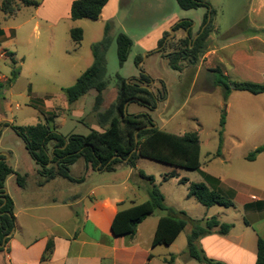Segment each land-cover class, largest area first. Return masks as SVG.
Wrapping results in <instances>:
<instances>
[{"label":"crops","instance_id":"obj_1","mask_svg":"<svg viewBox=\"0 0 264 264\" xmlns=\"http://www.w3.org/2000/svg\"><path fill=\"white\" fill-rule=\"evenodd\" d=\"M74 1L43 0L41 3L38 1L40 3L38 7L21 3L19 10L10 17L18 15L24 7L36 8L35 16L24 19L13 27L0 28V38L16 39L19 31L21 32L28 26H31V32H34L38 30L41 22L48 24V27H54L63 19H71L70 12ZM123 2L124 0H109L99 20L114 23L115 18L119 19L122 5H125ZM145 2L149 4L147 0ZM162 4L163 2L160 3L161 9ZM230 10V21L226 23V26L220 22L214 25L215 30H219L220 33L218 36L208 37L203 49V62L210 73L211 70L219 68L231 81L264 84V0H235ZM164 18L166 21L163 25L156 27L151 34L139 41L144 50L149 52L155 50L165 33H169V28H173L176 23L180 22L177 15L167 14ZM201 24H194L191 29L200 27ZM239 26L243 27L239 28ZM178 33L177 38H180L181 35L185 36L186 31L180 29L176 31V36ZM155 54L165 57L162 52H155ZM1 56L7 57L4 50ZM14 58L19 67L26 60L25 55L19 53H14ZM141 63L142 61L137 66L143 70ZM179 68L178 72L182 73V67ZM106 90L102 93V103L97 107L95 103L94 107L98 109V119L92 122L97 128L91 131L103 132L104 126H108V124L102 126L99 122V115L112 105L105 106L106 99L103 95ZM92 91L96 92L97 97L98 92L95 89L87 94ZM223 100L226 104L227 116L220 159L228 163L231 161L232 153L236 152L242 161L234 166L233 172L226 171L211 175L203 171L219 180L217 188L206 181L203 176L202 182L206 183L211 190L217 189L225 196L232 191L234 206L224 207L223 211L214 213L212 212L214 206L207 208L201 204L206 211L203 213L204 216L198 220L216 217L221 224H232L233 227L226 235L218 233L219 228H216L212 233L198 239L197 245L204 251L207 258L216 262L256 264L258 239L261 237L264 240V152L253 161L247 160V156L264 145V93L255 95L247 91H232L229 97ZM68 104V109L72 108L69 102ZM56 108H52V112L41 110V113H45L46 116L51 114L54 116L51 121H47L46 116L43 115L45 121L40 122L43 124L49 122V126L55 130L57 128L53 124L58 115L54 113ZM65 113L66 111L62 114ZM230 119L235 123L232 131L228 129ZM49 148L52 152L53 143H50ZM2 155L6 157V153ZM11 158L12 156L8 154L6 162L9 166ZM81 159L83 158L78 161ZM142 160L144 159L140 158L137 161L136 169L122 163L117 165L114 171L108 172L93 170L83 159L82 173L79 178L72 174L77 161L70 168L71 176L79 179L77 182L61 177L45 181L39 174L40 166L37 164L39 167L35 171L40 179L35 180L33 187L30 188L25 175V186L20 187L17 184L21 190L17 197L11 195L7 189L14 202L16 226L7 248L0 253V264H152L155 249L154 235L160 218L166 215L156 213L144 220L138 226L134 237H115L111 231L113 219L118 211L149 200L145 185L138 180H144L139 177L140 171L149 175L141 167ZM176 174L178 176L177 171ZM14 176L13 174L7 178L6 188L8 181ZM89 181L91 182L89 190L83 192L82 187ZM190 183L188 180L185 184ZM76 184L81 187V190H72V185ZM184 231L169 247L175 245ZM49 241L53 243L50 259L41 263ZM185 248H187V243ZM35 249H37L36 252ZM183 250L178 256L175 255L176 259L173 264H194L193 262L201 264L190 259L187 252ZM183 254L187 257L181 261L179 256ZM150 255L151 259H149Z\"/></svg>","mask_w":264,"mask_h":264},{"label":"rangeland","instance_id":"obj_2","mask_svg":"<svg viewBox=\"0 0 264 264\" xmlns=\"http://www.w3.org/2000/svg\"><path fill=\"white\" fill-rule=\"evenodd\" d=\"M37 1L41 3L43 0ZM147 1L149 4L145 0H124L125 5H122L119 19L115 18L114 23L103 19L99 21L63 19L54 27H48V24L41 22L38 30L34 32H31L32 28L28 26L21 32L19 31L16 39L0 38V154L6 153V157L8 154L12 156L9 161L10 166L19 175L27 176L26 181L29 182L31 188L35 180L40 179L35 171L39 166L28 154L21 138L9 126L6 127V124L26 127L40 122L44 123L45 116L41 110L52 112V108L57 107L54 113L58 115L53 125L64 136L88 135L91 129L97 128L93 123L98 119V109L94 107L96 92L92 91L85 95L79 101L71 104L72 108L68 109L69 104L63 89L74 85L78 78L92 66L94 63L92 46L103 40L106 24L112 23L114 24L111 28L112 43L106 55L107 73L105 79L108 82V87L103 95L106 99L105 106L114 104L117 100L118 76L127 79L139 76L140 68L135 60L137 57H141L140 66L155 80L151 85H148L151 91L156 94L158 91L160 95L164 91L166 93V99L159 102L157 107L149 112L157 127L179 136L187 132H198L202 147L201 171H190L147 159L142 160V169L155 178V184L165 196L167 206L175 210L174 214H170L169 211H157L156 213L182 218L179 212H185L187 216L198 220L204 216L206 208L195 199L188 198L189 185L181 183L180 180L185 178L191 183H201L203 177L207 175L205 172L211 175L226 171L233 172L234 166L242 161L236 152L232 153L231 161L228 163L223 162L216 155L223 112L225 121L227 116L223 90L213 86L212 74L203 62L204 48L200 49L195 56L187 57L188 53H183L186 49L184 41L187 37L186 33L185 36L181 35L180 38H177L179 33L176 36V31L172 27L169 28V35L162 49V54L165 57L144 50L139 41L151 34L156 27L163 25L166 21L164 17L167 14L177 15L178 21L188 19L193 22L192 25H200L207 9L185 11L180 9L177 0ZM206 1L215 11L212 16L213 25L210 27L209 36H218L220 32L215 30L214 25L220 22L226 26V23L230 21V8L234 5L235 0ZM2 2L3 0H0V6ZM161 2H163L162 9L160 8ZM35 11L34 7H24L18 15L10 18L0 12V28L13 27L21 23L22 20L35 16ZM242 27L239 26V28ZM75 28L83 31V40L79 45L71 37V30ZM199 29L200 27L191 29L192 40L199 37ZM120 32L127 34L133 41L130 56L123 68H120L117 56L116 37ZM3 50L4 54L7 51L25 55L26 60L20 67L17 64L14 66L8 57L1 56ZM170 59L177 62L176 67H182V73L170 67ZM16 68L20 69V73L9 86L8 81L13 77V71ZM65 111L66 113L62 114ZM147 111L138 104H131L127 108L129 114ZM232 126H235V123L230 119L228 121L230 131L233 130ZM83 162L81 159L73 168L74 177H80ZM175 170L178 176L164 181V177L171 172H176ZM138 180L145 185V191L148 194L149 183L145 180ZM90 186L91 182L89 181L82 187V191L86 192ZM6 189L16 197L21 192L15 176L8 181ZM73 189L81 190V187L76 184L72 185ZM228 194H232V191H229ZM224 209V207L214 206L212 212L218 213ZM192 229V224H189L173 247L164 245L155 247L152 264H164L165 259L170 260L172 255L178 256L182 249L187 252L185 247L188 238L186 237L190 232L192 233ZM179 257L183 261L187 256L183 254Z\"/></svg>","mask_w":264,"mask_h":264},{"label":"trees","instance_id":"obj_3","mask_svg":"<svg viewBox=\"0 0 264 264\" xmlns=\"http://www.w3.org/2000/svg\"><path fill=\"white\" fill-rule=\"evenodd\" d=\"M108 1L75 0L71 6V19L74 21L83 19L97 21L100 19L102 10ZM21 3L34 7L40 5L36 0H3L0 11L10 17L19 10ZM177 3L180 9L185 11L200 8L207 9L199 29L198 38L191 39V26L193 24L191 20L184 19L173 26L174 31L180 29L186 31L190 28L189 36L184 39L186 49L183 53L187 52V57L195 56L206 45L210 27L213 25L212 16L215 11L206 0H177ZM111 28L112 23H107L103 40L92 46L94 55L92 66L78 78L74 85L63 89L70 104L76 102L93 89L98 92L96 107L102 103V93L108 87V82L105 79L107 73L106 55L112 43ZM168 35L169 33H165L164 37L159 41L157 49L151 52H162ZM71 37L74 42L80 43L83 40V31L79 28L72 29ZM116 43L119 66L122 68L128 60L133 41L125 33H119L116 37ZM5 55L16 66L17 61L14 58V54L6 51ZM141 61V57L136 58L137 65ZM175 62V60L170 59V67L175 71H180V68L175 66L177 65ZM19 73L20 69H14L13 77L8 81L9 86L17 79ZM211 73L213 86L220 87L223 90L224 99H227L232 91H247L255 95L264 93V84L231 81L219 68L211 70ZM153 82V78L144 70H140L138 78L124 79L118 76L117 100L108 110L99 115L100 125L108 124L107 127L104 126L103 132L92 130L88 135L72 134L64 136L50 127L49 122L26 127L6 124V127L9 126L24 142L29 155L40 166L39 174L45 181L57 177L72 182L79 181V179L71 176L70 168L80 158H83L93 170L98 171L112 172L117 165L122 163H126V165L136 169L137 161L140 158L190 171L200 170L201 142L198 132H187L179 136L155 127L156 123L149 112L129 114L125 111V107L131 104H138L149 111H153L159 102L166 99L165 91L160 95L158 91L156 94L144 87L151 85ZM43 115L46 116L45 113ZM53 116H46V120L51 121ZM220 126L219 147L216 154L218 157L222 156V136L225 127L224 112ZM136 138H138V141H136ZM50 143H53L52 152L49 148ZM263 152L264 145L250 153L247 156V160L253 161ZM5 158L4 155L0 154V253L5 251L11 239V237L7 238L5 245H3L4 238L16 226L14 202L7 192L6 180L10 175L14 174L17 184L20 187L25 186V176L15 172L7 164ZM139 177L150 185L148 190L149 200L117 212L111 225V231L115 237H134L137 234L138 226L157 211H169L170 214H174L175 210L167 206L165 196L155 184V178L146 175L142 171L139 173ZM175 177H177L176 172H171L164 177V181ZM205 180L215 185L216 188L220 183L219 180L210 175H205ZM180 182L188 183V179H181ZM188 190L189 198L196 199L198 203L207 208L215 205L225 208L234 206L232 201L233 192L226 196L222 195L217 189L211 190L204 182L190 183ZM179 214L182 215V218L174 215H166L160 218L154 235L153 246L172 245L186 226L192 224V233L187 239L188 257L201 264H223L207 258L204 251L197 245V240L212 233L216 228H219L218 233L226 235L233 225L221 224L216 217L208 220H195L189 218L185 212H179ZM52 248L53 243L49 241L41 263H45L50 259ZM151 258L152 256L150 255L149 259ZM175 259L176 256L172 255L170 260H166L165 263L173 264ZM256 264H264V240L261 237L257 243Z\"/></svg>","mask_w":264,"mask_h":264},{"label":"water","instance_id":"obj_4","mask_svg":"<svg viewBox=\"0 0 264 264\" xmlns=\"http://www.w3.org/2000/svg\"><path fill=\"white\" fill-rule=\"evenodd\" d=\"M209 21H210V19H209ZM189 29H190V28H189ZM189 29L186 30V36L189 35ZM172 32H173L172 34L174 35L175 33H174L173 30H172ZM173 35H171V36H173ZM171 36H169V37H171ZM195 39H196V38H195ZM144 87L148 88V89L151 91V88H150L149 86H144ZM127 108H128V106L125 107V111H127ZM155 127H157V124L155 125ZM136 141H138V138H136ZM134 151H135V150H134ZM7 158H8V156L6 157L5 160H7ZM13 233H14V230H13L8 236H6V237L4 238L3 245H5V241H6V239L9 238V237H11V236L13 235Z\"/></svg>","mask_w":264,"mask_h":264}]
</instances>
